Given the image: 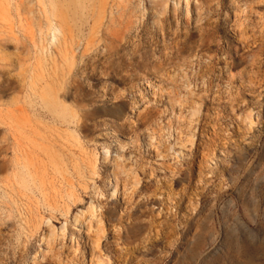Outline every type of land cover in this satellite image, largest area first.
<instances>
[{
  "label": "rangeland",
  "instance_id": "rangeland-1",
  "mask_svg": "<svg viewBox=\"0 0 264 264\" xmlns=\"http://www.w3.org/2000/svg\"><path fill=\"white\" fill-rule=\"evenodd\" d=\"M199 4L161 21L151 0H0V264L93 199L113 264H264V0ZM112 142L141 180L117 197ZM93 235L72 222L54 253L92 264Z\"/></svg>",
  "mask_w": 264,
  "mask_h": 264
},
{
  "label": "bare ground",
  "instance_id": "bare-ground-1",
  "mask_svg": "<svg viewBox=\"0 0 264 264\" xmlns=\"http://www.w3.org/2000/svg\"><path fill=\"white\" fill-rule=\"evenodd\" d=\"M211 1L214 2V0H211ZM229 1L232 2V4H234V3L236 4L238 0H229ZM262 1L260 0V2H262ZM151 2L153 3V5L155 4L156 8L158 7L157 8L158 12L157 11L156 12H157V16L159 15L158 17L161 18L160 19L161 21H163L167 17L166 16L167 14L172 15L174 20L175 19L177 20V18L179 17L178 15L180 14V12L183 8V4H185L186 7H189L191 5V3H194V5H195L194 8H195L196 12H198V10L200 11L199 8H201V6L199 4V0H173L172 4H171V0H151ZM209 3H212V2H209ZM200 13H201V11H200ZM198 15H199V13H198ZM158 19H157V21H159ZM176 22L178 23L179 20ZM158 23H160V22H158ZM177 30H179V28H177ZM177 30H175V32H178ZM175 32H173L174 33L173 35L177 36ZM189 90H190V88H189ZM191 90H190L191 92L194 91L193 88H191ZM173 99H174V97H173ZM172 109H174V106H172ZM202 114H203L202 104H198V105L192 107L191 119L189 121V126H188V131H187V134H188L187 137H190L189 138L190 143H194V141H195V137L197 135V126L199 125V123L201 121ZM239 117H238V119H239L238 130L239 131L241 129H243L246 132H250L251 129L257 123L255 121V118H254L252 112H248L244 116H241L240 118ZM213 127L215 128L214 125H213ZM111 133L113 135H118L115 131H112ZM182 133H183V131L179 132V134H180L179 137H182V135H181ZM149 135H151V134H149ZM185 146H186L185 142H180V144L178 145L179 148H184ZM115 147H116V145H114V142H112L111 144H107L106 149H105V162L109 163L108 166L109 165L113 166L112 167L113 168L112 169V178L110 179V184L112 185L111 195L113 197H117L119 195V192L121 191V185H122V182L124 179H127V178L130 179L131 178L130 181H131L132 186H133L132 188H138L140 186V183H141L140 178L134 172L133 166L130 164L129 158H126L125 154L122 152V151H124L123 144H120V147L116 148V151L118 152V153L116 152V154H115V149H114ZM163 157L164 156H162V158ZM11 163H12V160L6 166L9 167V164H11ZM106 189L100 190L101 196L103 198H106V195H107V193L105 191ZM96 193L98 194V191ZM102 209H103V207L96 202V199H93L88 206L80 207L78 209V211L74 215L73 221L66 219L63 222V224L60 226V228H57V226L55 225L53 220L51 218H48L46 220V224L49 227V231H48L49 233L47 235L43 236L41 241H42V246L43 245H49L50 248L48 250H45L44 247H41L38 251L35 252L33 259H32L30 264H38L40 262V259H43L42 256L44 257L46 252H49L50 254H52V257H55V260L58 264H76L74 259H72L71 257L68 258L67 262H65L63 254L61 252L54 253V247H55L54 245L56 242L55 241V235H56L57 230L61 232L63 237H65L66 233L68 232L69 225L72 222L76 226H79V225L84 226L86 228V233H88V234L94 233L93 237L90 239L92 241V244H91L92 250L90 252V258H89L90 262H92V264H113L112 258L109 255H106L104 252V249H103V246H104L103 242L105 240L107 229L105 226V221H104V217L102 214V211H103ZM76 229L78 231H83L79 227H77ZM78 231L73 232L71 235L72 246L75 248V246L77 245L78 246V248L76 247L77 250L80 248L79 247L80 243L78 241V233H79Z\"/></svg>",
  "mask_w": 264,
  "mask_h": 264
}]
</instances>
